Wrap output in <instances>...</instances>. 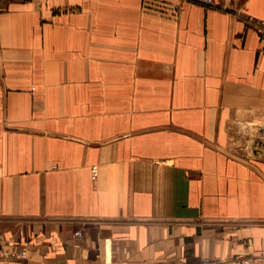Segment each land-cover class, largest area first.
Masks as SVG:
<instances>
[{"label": "crops", "instance_id": "obj_1", "mask_svg": "<svg viewBox=\"0 0 264 264\" xmlns=\"http://www.w3.org/2000/svg\"><path fill=\"white\" fill-rule=\"evenodd\" d=\"M263 16L0 0V246L27 252L9 264H264Z\"/></svg>", "mask_w": 264, "mask_h": 264}, {"label": "built area", "instance_id": "obj_2", "mask_svg": "<svg viewBox=\"0 0 264 264\" xmlns=\"http://www.w3.org/2000/svg\"><path fill=\"white\" fill-rule=\"evenodd\" d=\"M199 3H202L204 5H214V0H193ZM261 24L264 28V16L261 19ZM264 145V143H263ZM264 148V147H263ZM77 235H80V232H77ZM26 250H14V249H6L2 246H0V264H9L13 262L20 261L24 258H26ZM244 261V263H249L248 259H236V262Z\"/></svg>", "mask_w": 264, "mask_h": 264}, {"label": "rangeland", "instance_id": "obj_3", "mask_svg": "<svg viewBox=\"0 0 264 264\" xmlns=\"http://www.w3.org/2000/svg\"><path fill=\"white\" fill-rule=\"evenodd\" d=\"M239 259H246V258H242V257H238ZM248 262H249V260H248ZM234 264H246V263H244V261H239V262H236L235 261V263ZM247 264H250V263H247Z\"/></svg>", "mask_w": 264, "mask_h": 264}]
</instances>
